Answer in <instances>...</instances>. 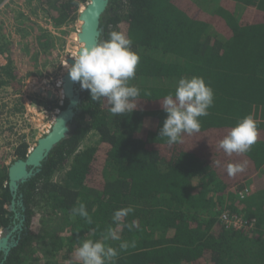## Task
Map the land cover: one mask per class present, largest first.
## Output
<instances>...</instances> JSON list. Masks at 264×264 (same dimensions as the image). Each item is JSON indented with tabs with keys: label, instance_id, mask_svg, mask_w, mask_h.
<instances>
[{
	"label": "trees",
	"instance_id": "16d2710c",
	"mask_svg": "<svg viewBox=\"0 0 264 264\" xmlns=\"http://www.w3.org/2000/svg\"><path fill=\"white\" fill-rule=\"evenodd\" d=\"M88 1L36 0L53 28L76 20ZM100 26L102 40L113 30L132 39L140 56L135 79L153 83L130 81L141 89L137 109L113 116L106 100L91 101L77 82L80 101L69 132L19 184L16 210L23 222L8 254L0 252V264H80L74 255L79 242L100 239L109 225L115 227L114 211L129 205L135 211L125 222L136 220L139 227L123 228L120 235L136 246L120 252L115 264H264V0H214L211 8L195 0H110ZM49 35L36 40L27 32L23 43L46 50ZM12 49L0 42L6 59L0 63V88L17 92L24 79ZM194 75L211 86L214 104L200 118L198 133L169 146L159 137L167 115L161 103L181 77ZM41 100L52 109V100ZM24 107L21 101L19 111ZM248 114L257 121L259 138L250 152L229 156L219 141ZM89 136L92 142L84 144ZM28 147L19 143L12 162L25 158ZM244 161V172L227 174L229 163ZM8 167L0 165L3 231L18 222ZM80 202L93 224L72 217ZM223 213L253 219L255 226L230 228ZM108 243L118 248V241Z\"/></svg>",
	"mask_w": 264,
	"mask_h": 264
},
{
	"label": "clouds",
	"instance_id": "9594fccd",
	"mask_svg": "<svg viewBox=\"0 0 264 264\" xmlns=\"http://www.w3.org/2000/svg\"><path fill=\"white\" fill-rule=\"evenodd\" d=\"M133 41L124 32L113 30L104 39L91 47H82L68 65L69 78L79 82L82 89L89 90L91 101L106 100L113 116L131 114L137 109L141 89L130 81L135 79L140 63L139 54L132 49ZM144 95L150 96L148 91ZM214 104V92L201 76L181 77L174 93L164 96L162 110L167 114L159 137L165 138L169 146L182 143L185 134L192 135L201 130V117L209 115ZM259 138L257 121L252 114L240 118L236 125L219 141V147L227 155L245 154ZM247 161L229 163L227 174L235 176L245 171ZM132 205L115 210L112 223L101 234L100 239H84L75 249V259L80 264H115L120 252L136 246L135 240L121 239L120 231L138 229V221L125 222L134 213ZM73 218L79 216L87 224H93L85 203L71 209ZM108 241H118V248Z\"/></svg>",
	"mask_w": 264,
	"mask_h": 264
},
{
	"label": "rangeland",
	"instance_id": "374dc122",
	"mask_svg": "<svg viewBox=\"0 0 264 264\" xmlns=\"http://www.w3.org/2000/svg\"><path fill=\"white\" fill-rule=\"evenodd\" d=\"M199 6L211 8L214 0H195ZM2 5V6H1ZM0 5V42L6 40L8 46H12V60L19 67V71L24 79V86L19 91H13L7 85L0 88V158L4 165H9L15 157L12 148L25 134L29 142V149L34 146L37 139L43 136V131L51 123L56 109L60 110L64 105L61 82L62 75L69 65L66 59L76 55V51L81 44L75 39V32L80 27L78 19L54 29L47 18L46 13L39 7L36 0H32L28 5L27 0H9ZM85 5L81 4L79 9ZM78 9V10H79ZM48 30V31H47ZM27 32H32L36 38L42 34H52V45L49 49H44L40 44L28 49L23 41L29 39ZM3 55V54H2ZM30 60V61H29ZM34 61V62H33ZM6 62L5 57H0V63ZM138 82L153 83L149 78L135 79ZM58 86H55L56 82ZM42 82L48 83L52 88L54 98H49L47 93L39 91L38 86ZM16 95L10 94V92ZM22 93V94H20ZM25 98L23 100V95ZM52 100V109L39 107V100ZM24 101L25 110L19 111L20 103ZM64 101V100H63ZM34 104V106H32ZM26 115H25V114ZM44 129V130H43ZM94 137L89 136L84 144L92 142ZM6 154H5V153ZM4 234L2 230L0 236Z\"/></svg>",
	"mask_w": 264,
	"mask_h": 264
},
{
	"label": "water",
	"instance_id": "95a60500",
	"mask_svg": "<svg viewBox=\"0 0 264 264\" xmlns=\"http://www.w3.org/2000/svg\"><path fill=\"white\" fill-rule=\"evenodd\" d=\"M110 0H89L86 5L79 11L78 19L81 22L79 30L75 32V39L80 45L76 51L79 53L82 47H91L102 41L100 26V17L105 11ZM67 63L71 65L74 57H68ZM63 97L67 101L66 105L58 110L53 118L49 130L39 137L33 147L28 150L25 158H17L9 164L8 167V188L11 192V208L14 211L15 225L8 230H4V234L0 237V252L3 256L8 254L10 248L16 243L17 239L13 233L21 228L23 215L16 210L21 202L17 199L21 195L18 194L19 184L30 178L39 170L42 161L48 156L51 149L56 143L64 138L69 132V123L74 116V109L80 101L79 89L77 82H73L69 78L68 69L62 75ZM49 98H54L51 91L47 92Z\"/></svg>",
	"mask_w": 264,
	"mask_h": 264
},
{
	"label": "built area",
	"instance_id": "2783aa9c",
	"mask_svg": "<svg viewBox=\"0 0 264 264\" xmlns=\"http://www.w3.org/2000/svg\"><path fill=\"white\" fill-rule=\"evenodd\" d=\"M9 0H4L2 3H0V5L1 4H3V3H7ZM2 6V5H1ZM81 9H79L78 10V13H79V11H80ZM76 19H78V16H77V18ZM79 20V19H78ZM54 29H57V28H54ZM79 30V29H78ZM5 57V55H0V57ZM74 56H76V55H74ZM70 57V56H69ZM71 57H73V56H71ZM67 62V61H66ZM69 64V63H68ZM62 77V76H61ZM58 84H59V82L57 81L56 82V84H55V86H58ZM8 86V85H7ZM10 89H11V87H9ZM38 88H39V91H42V92H44V94H46L48 91H53L51 88V86L47 83H44V82H42V85L41 86H38ZM13 90V89H12ZM14 91V90H13ZM15 92V91H14ZM14 92H10V94H13V95H16V93H14ZM20 94H22V93H20ZM27 93H25L24 95H23V100H24V98H25V95H26ZM28 95V94H27ZM48 95V94H47ZM54 95H56V94H54ZM49 97V96H48ZM61 105H62V103L64 102L63 100H65L64 99V97L62 98L61 97ZM25 101V100H24ZM25 104V103H24ZM32 106H34V104H32ZM25 108V107H24ZM38 108H40V109H42L41 108V106L39 105V107ZM57 111H58V109H56ZM56 111V112H57ZM56 112H55V114H56ZM25 114V113H24ZM26 115V114H25ZM55 116V115H54ZM54 116H53V118H54ZM53 118H52V120H51V123H52V121H53ZM51 123L50 124H48V128H46L44 131H43V134L45 133V132H47L48 130H49V128H50V126H51ZM26 142L28 143V145H29V142L26 140ZM28 150H30L29 149V147H28ZM220 218L223 220V222L228 226V227H230V228H234V229H244V230H250V229H253L254 228V226H255V222H254V220L253 219H251V220H244V219H241L240 217H238V216H233V215H230V214H228V213H223V214H221V216H220ZM2 231V229H0V232ZM1 237V236H0Z\"/></svg>",
	"mask_w": 264,
	"mask_h": 264
},
{
	"label": "flooded vegetation",
	"instance_id": "af4514ba",
	"mask_svg": "<svg viewBox=\"0 0 264 264\" xmlns=\"http://www.w3.org/2000/svg\"><path fill=\"white\" fill-rule=\"evenodd\" d=\"M45 98H46V97H45ZM39 105H40V104H39ZM40 106H41V105H40ZM41 107H42V106H41ZM61 108H62V107H61ZM24 110H25V108H24ZM24 110H23V111H24ZM21 112H22V111H21ZM45 133H46V132H45ZM45 133H44V134H45ZM21 137H22V138L18 141V143L12 148V154H13V155H14V150H15V148L18 146V144L21 143V142H26V136H25V134H22ZM34 145H35V144H34ZM0 150H1V149H0ZM4 153H5V152H4ZM5 154H6V153H5ZM14 156H15V155H14ZM14 158H15V157H14ZM14 158H13V159H14ZM2 161H3V160H2V157H1V158H0V165H2V163H3V165H4V162H2ZM11 162H12V160H11ZM11 162H10V163H11ZM10 163H9V164H10ZM20 217H22V214H20ZM14 222H15V221H14ZM15 223H17V222H15ZM15 223H13V225H15ZM11 227H12V226H9V227H7V229L9 230ZM13 235L15 236V232L13 233Z\"/></svg>",
	"mask_w": 264,
	"mask_h": 264
},
{
	"label": "bare ground",
	"instance_id": "6f19581e",
	"mask_svg": "<svg viewBox=\"0 0 264 264\" xmlns=\"http://www.w3.org/2000/svg\"><path fill=\"white\" fill-rule=\"evenodd\" d=\"M61 88H62V82H61ZM53 94H55L54 92H52ZM62 93H63V90H62Z\"/></svg>",
	"mask_w": 264,
	"mask_h": 264
}]
</instances>
